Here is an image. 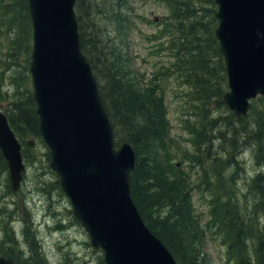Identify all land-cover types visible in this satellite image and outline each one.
<instances>
[{
  "label": "trees",
  "instance_id": "16d2710c",
  "mask_svg": "<svg viewBox=\"0 0 264 264\" xmlns=\"http://www.w3.org/2000/svg\"><path fill=\"white\" fill-rule=\"evenodd\" d=\"M164 1L170 11L165 24L158 30L159 34L152 37L156 41L161 39L159 49L167 51L173 58L174 69L165 65L166 68L162 66L158 71L154 70L155 75L148 79L147 84L140 78L129 45L125 42L128 31L135 26L130 14L136 9L127 0H76L80 44L91 64L102 102L110 116L115 145L127 141L134 147L136 163L130 173V192L143 220L179 264H207L201 252L206 228H203L193 207L192 178L188 170L174 162L171 151L174 146L164 83L176 72L190 87V95L194 94L205 107L204 110L208 111L210 104L216 100L222 106L226 104V71L215 35L218 21L208 10L209 5H215V0H202L208 1L209 5H203L200 10L196 6L197 0ZM4 3L12 4L15 25L19 29L12 43H28V71L33 41L28 0H0V25L9 11ZM197 13L200 19H197ZM1 62L0 53V67ZM9 66L10 57L6 67L0 68V87ZM29 78L31 83L30 75ZM27 95L17 97L6 111L10 126L23 145L28 136L41 138L32 87ZM258 99L264 101L263 96ZM228 116L231 124L226 121L221 123V131L225 134L222 139L230 142L233 151L230 150L225 159L220 156L213 158L218 183L214 186L208 174L205 166L207 159L200 152L201 142L196 143L197 153L189 161L194 160L204 174L201 177L210 195V219L213 224L220 225L228 237L229 257L235 259V264H264V107L258 109L252 105L246 118L235 116L230 111ZM210 126L215 124L205 122L197 138L206 136L208 130L213 131ZM242 132L245 140H241ZM245 143L252 144L250 148L259 169L250 177L247 192L241 194L234 176L230 178V185L225 187L223 172L238 163L236 155ZM22 154L24 160L30 159L25 146ZM48 156L51 159L50 152ZM4 167L7 168L8 163L0 149V169ZM30 251L31 255L25 258L27 262L46 264L38 249L31 248ZM0 252L17 264H26L11 252L1 248Z\"/></svg>",
  "mask_w": 264,
  "mask_h": 264
},
{
  "label": "water",
  "instance_id": "95a60500",
  "mask_svg": "<svg viewBox=\"0 0 264 264\" xmlns=\"http://www.w3.org/2000/svg\"><path fill=\"white\" fill-rule=\"evenodd\" d=\"M76 0H28L33 24L30 72L40 132L51 152L74 214L106 264H179L148 228L130 192L136 154L118 148L90 62L81 49ZM215 31L229 90L224 99L246 117L251 100L264 96V0H215ZM27 144L34 146V140ZM0 149L19 190L26 166L22 144L0 109ZM0 264H16L0 255Z\"/></svg>",
  "mask_w": 264,
  "mask_h": 264
},
{
  "label": "rangeland",
  "instance_id": "374dc122",
  "mask_svg": "<svg viewBox=\"0 0 264 264\" xmlns=\"http://www.w3.org/2000/svg\"><path fill=\"white\" fill-rule=\"evenodd\" d=\"M127 1L136 9L130 14L135 26L128 31L125 42L129 45V52L133 57L135 68L140 72V78L148 83V79L155 75L154 70L158 71L162 66L172 68L174 62L167 51L162 52L159 49L161 39L156 41L152 37L154 34H159L158 30L165 24L170 10L164 0ZM214 4L210 6L208 1L202 0L196 2L198 10L203 5H209L208 10L212 16H215L216 12L213 13V11H217L218 8L216 3ZM11 5L4 3L3 6L8 7L9 11L2 18V25H0V53L3 60L0 68L6 67L10 57V66L0 87V109L4 113L9 110L10 104L17 97L28 96V89L33 88L32 80L30 83L29 78V75L31 77L30 69L28 68L27 71L28 48L26 45L28 43L24 41L12 43L17 38L19 29L15 25L16 19ZM198 14L197 19H200ZM212 28L215 29L214 26ZM10 48H12L11 53ZM218 50L225 66L219 42ZM1 71L2 69L0 74ZM161 72L163 74L164 69ZM163 78H166V75H163ZM164 84L166 86L165 103L173 137L174 147L171 151L174 162L181 164L191 175L193 207L203 228H206V236L201 244L202 257L207 264H235V259L227 254L228 237L224 235L220 225L213 224L210 219V195L204 178L201 177L204 174L200 166L189 159L197 153L196 143L201 142L200 152L207 159L205 166L215 186L218 182L217 168L214 169L213 158L220 156L225 159L226 154L232 150L230 142L222 139L225 134L221 131V123L226 121L231 124L228 111L235 116H244L237 115L227 104L222 106L219 100L213 101L208 111L204 110L205 107L194 94L190 95V87L177 76L176 72L166 78ZM228 90L227 79L224 95ZM259 97L251 101L252 105L258 109L264 107V101L261 102ZM187 119L190 121H186ZM205 122L215 124L214 127L210 126L213 131L208 130L206 136L197 138ZM240 137L241 140H245L243 132ZM31 138L34 140L33 147L26 144V141ZM251 145L242 144L241 151L236 155L238 163L226 168L223 172L226 178L223 179L225 187L230 185V178L234 176L241 194L247 192L250 177L259 169L255 163ZM24 146L30 159L25 160L26 171L19 190L14 191L11 186L8 167L0 169V248L22 258L26 264H31L25 259L31 255V248L38 249L46 264H106L104 251L91 244L88 231L74 215L71 201L61 189L58 175L50 167L48 156L50 151L42 137L28 136ZM223 167L225 168V164ZM241 197L245 200L243 196Z\"/></svg>",
  "mask_w": 264,
  "mask_h": 264
},
{
  "label": "bare ground",
  "instance_id": "6f19581e",
  "mask_svg": "<svg viewBox=\"0 0 264 264\" xmlns=\"http://www.w3.org/2000/svg\"><path fill=\"white\" fill-rule=\"evenodd\" d=\"M41 256V255H40Z\"/></svg>",
  "mask_w": 264,
  "mask_h": 264
}]
</instances>
